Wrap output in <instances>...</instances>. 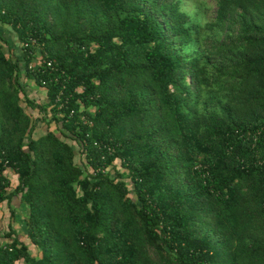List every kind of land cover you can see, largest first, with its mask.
Instances as JSON below:
<instances>
[{"label":"trees","instance_id":"obj_1","mask_svg":"<svg viewBox=\"0 0 264 264\" xmlns=\"http://www.w3.org/2000/svg\"><path fill=\"white\" fill-rule=\"evenodd\" d=\"M182 6L0 0V264H264V0Z\"/></svg>","mask_w":264,"mask_h":264},{"label":"rangeland","instance_id":"obj_2","mask_svg":"<svg viewBox=\"0 0 264 264\" xmlns=\"http://www.w3.org/2000/svg\"><path fill=\"white\" fill-rule=\"evenodd\" d=\"M182 9L186 11L190 16H192V19L195 22L204 24L206 21L212 20L214 18L215 10H216V0H183ZM14 51L15 53L18 54L19 48H15ZM30 86H31V90L35 88V86L32 84ZM36 91H37L35 92L36 96H39L41 94L40 90L36 89ZM37 100L39 102H42L43 99L41 100V98H39ZM37 125H38V129H36V133H39L41 132V130L45 129V126L42 122H38ZM52 128H54V126H52ZM15 215H18L19 217L21 215L20 211H17V214Z\"/></svg>","mask_w":264,"mask_h":264},{"label":"crops","instance_id":"obj_3","mask_svg":"<svg viewBox=\"0 0 264 264\" xmlns=\"http://www.w3.org/2000/svg\"><path fill=\"white\" fill-rule=\"evenodd\" d=\"M0 36L13 40L15 39V33L5 25H2L0 23ZM14 183H16V180H14ZM14 215L17 214V211H20L21 215L18 217V215L14 216V220L12 222L13 228L19 234L20 238L23 239V225H24V218L27 214V207L23 203L20 202L18 197H13L12 199V205ZM10 209L9 207L4 203L0 205V229H4L7 227L8 222L10 220Z\"/></svg>","mask_w":264,"mask_h":264},{"label":"built area","instance_id":"obj_4","mask_svg":"<svg viewBox=\"0 0 264 264\" xmlns=\"http://www.w3.org/2000/svg\"><path fill=\"white\" fill-rule=\"evenodd\" d=\"M32 63H33V64H32L31 66H34V65L37 63V61L32 62ZM47 64H48V65H51V62L48 61ZM260 131H264V126H263L258 132H260Z\"/></svg>","mask_w":264,"mask_h":264}]
</instances>
